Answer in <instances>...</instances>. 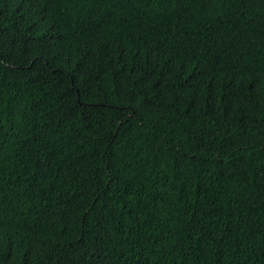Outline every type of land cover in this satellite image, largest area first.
<instances>
[{
  "label": "trees",
  "instance_id": "trees-1",
  "mask_svg": "<svg viewBox=\"0 0 264 264\" xmlns=\"http://www.w3.org/2000/svg\"><path fill=\"white\" fill-rule=\"evenodd\" d=\"M0 264H264V0H0Z\"/></svg>",
  "mask_w": 264,
  "mask_h": 264
}]
</instances>
